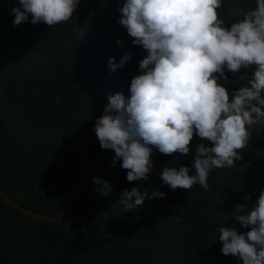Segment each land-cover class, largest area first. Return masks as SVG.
Listing matches in <instances>:
<instances>
[{
  "label": "trees",
  "instance_id": "trees-1",
  "mask_svg": "<svg viewBox=\"0 0 264 264\" xmlns=\"http://www.w3.org/2000/svg\"><path fill=\"white\" fill-rule=\"evenodd\" d=\"M124 3L79 0L68 22L50 27L32 24L31 17L14 26L11 8L21 7L19 0H0V189L35 212L61 211L81 180L78 144L85 135H96L108 97L130 96L131 80L141 74L139 62L147 51L118 23L117 6ZM255 8L256 0H223L218 11L230 28ZM126 52L132 59L112 72L109 58L119 63ZM225 69L228 79L218 83L232 99L233 90L247 83L240 78L253 69H241V77ZM251 131L237 162L240 170L213 169L208 190L199 185L172 190L161 179L165 167L188 166L195 174L198 145L210 146L198 135L187 156L153 148L148 179L132 182L122 160L111 166L114 150L90 138L83 146L85 183L60 220L34 218L0 198V264H243L222 253L219 228L250 230L232 211L237 204L254 207L264 189V127ZM105 181L111 188L107 195ZM133 187L159 189L166 196L126 212L122 192Z\"/></svg>",
  "mask_w": 264,
  "mask_h": 264
},
{
  "label": "clouds",
  "instance_id": "clouds-1",
  "mask_svg": "<svg viewBox=\"0 0 264 264\" xmlns=\"http://www.w3.org/2000/svg\"><path fill=\"white\" fill-rule=\"evenodd\" d=\"M19 4L11 8L14 26L31 17L34 25L43 22L52 27L72 18L79 0H19ZM222 5L223 0H125L117 6L122 14L118 23L147 55L139 62L141 74L131 80L130 96L110 95L94 130L101 148L115 152L111 166L122 160L128 182L148 179L154 167L153 148L165 155L187 156L198 135L210 146L198 145L195 174L190 175L188 166L165 167L161 179L172 190H190L194 185L208 190L211 171L237 168L241 150L252 138L251 129L264 127V0H256V8L230 28L220 18ZM131 59L126 52L119 63L110 57L108 64L115 72ZM225 66L232 72L253 69L250 76L240 78L247 83L233 90L232 99L218 83L221 77L228 79ZM110 190L105 181L103 194ZM164 196L159 189L150 193L133 187L122 192L120 204L128 212L141 208L146 199ZM232 213L241 227L250 230L220 227L222 253L243 264H264V189L254 207L237 204Z\"/></svg>",
  "mask_w": 264,
  "mask_h": 264
},
{
  "label": "water",
  "instance_id": "water-1",
  "mask_svg": "<svg viewBox=\"0 0 264 264\" xmlns=\"http://www.w3.org/2000/svg\"><path fill=\"white\" fill-rule=\"evenodd\" d=\"M224 70H226V69H224ZM232 73L234 76H237V77L242 76V74H239L238 72H232ZM90 138H93V139L99 141V139L97 138L96 135L87 134L83 137V139L78 144L76 156H77V163H78L79 170H80L81 180L74 187V189L70 192V194L68 195L67 199L64 202L63 208L61 209V211L58 214L48 215V214H42L39 212H35V211L27 208L26 206H24L22 203H19L16 200H14L11 196H9L2 189H0V198H2V200H4L7 204L12 206L16 210H18L24 214H27L29 216H32L34 218H37L40 220H45V221H58V220H60L61 217L63 216L66 208L73 202L74 198H76L78 196L81 188L83 187V185L85 183L86 160H85L84 153H83V146H84L85 142H87Z\"/></svg>",
  "mask_w": 264,
  "mask_h": 264
}]
</instances>
